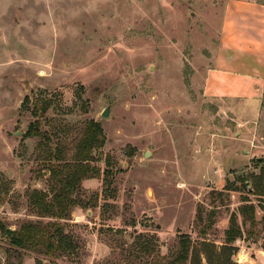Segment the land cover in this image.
Returning <instances> with one entry per match:
<instances>
[{
  "label": "rangeland",
  "instance_id": "obj_1",
  "mask_svg": "<svg viewBox=\"0 0 264 264\" xmlns=\"http://www.w3.org/2000/svg\"><path fill=\"white\" fill-rule=\"evenodd\" d=\"M225 2L0 0V264H191L183 238L209 264L203 242L221 252L233 215L226 264H264V201L245 181L264 160V84L253 104L207 86ZM92 123L95 175L66 218L42 215L33 192L51 199L52 169L75 163ZM51 222L63 250L11 242Z\"/></svg>",
  "mask_w": 264,
  "mask_h": 264
},
{
  "label": "trees",
  "instance_id": "obj_2",
  "mask_svg": "<svg viewBox=\"0 0 264 264\" xmlns=\"http://www.w3.org/2000/svg\"><path fill=\"white\" fill-rule=\"evenodd\" d=\"M31 129L29 132L36 136L45 135V133L38 131L36 128ZM100 135L99 125L92 123L85 131L73 154L75 163L64 164L62 167L54 166L52 172L55 183L52 188L53 195L51 199H48L46 194L38 190L33 192L31 201L42 215H49L58 219L67 217L71 207L74 206L71 194L79 187L83 179L95 175L96 170L91 166L90 162L93 160V149L103 145ZM258 162L262 164L260 172L253 174L251 180L245 179V181L247 191L262 197V201H264V160H258ZM240 212L243 215V223L247 221L255 222L256 206L253 203L242 206ZM262 219L264 221V216ZM241 236V227L235 215H233L231 224L226 231V244L221 252L216 253L214 244L203 242L204 252L207 254L209 264H226L224 258L232 250L228 244L234 243ZM65 239L60 222H51L46 225L28 223L22 227L20 232L11 236V242L18 247L33 249L46 254H54L63 250ZM181 243L182 247L178 258L184 263L191 255V264H202L200 257L202 249L195 246L192 249L191 241L188 238H183ZM37 264H44V262L38 259Z\"/></svg>",
  "mask_w": 264,
  "mask_h": 264
},
{
  "label": "crops",
  "instance_id": "obj_3",
  "mask_svg": "<svg viewBox=\"0 0 264 264\" xmlns=\"http://www.w3.org/2000/svg\"><path fill=\"white\" fill-rule=\"evenodd\" d=\"M263 84L264 0H226L209 93L253 104Z\"/></svg>",
  "mask_w": 264,
  "mask_h": 264
},
{
  "label": "water",
  "instance_id": "obj_4",
  "mask_svg": "<svg viewBox=\"0 0 264 264\" xmlns=\"http://www.w3.org/2000/svg\"><path fill=\"white\" fill-rule=\"evenodd\" d=\"M103 115H104V116L109 115V107H107V108L104 110ZM18 134H20V133H18ZM147 155H149V152H147ZM259 159H261V158H259ZM8 233H9V234L11 233V229H8Z\"/></svg>",
  "mask_w": 264,
  "mask_h": 264
}]
</instances>
